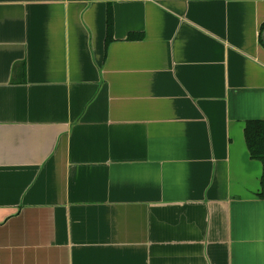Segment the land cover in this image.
Masks as SVG:
<instances>
[{
    "label": "crops",
    "instance_id": "1",
    "mask_svg": "<svg viewBox=\"0 0 264 264\" xmlns=\"http://www.w3.org/2000/svg\"><path fill=\"white\" fill-rule=\"evenodd\" d=\"M264 0H0V264H264Z\"/></svg>",
    "mask_w": 264,
    "mask_h": 264
},
{
    "label": "trees",
    "instance_id": "2",
    "mask_svg": "<svg viewBox=\"0 0 264 264\" xmlns=\"http://www.w3.org/2000/svg\"><path fill=\"white\" fill-rule=\"evenodd\" d=\"M245 137L251 157L264 164V122H248Z\"/></svg>",
    "mask_w": 264,
    "mask_h": 264
},
{
    "label": "water",
    "instance_id": "3",
    "mask_svg": "<svg viewBox=\"0 0 264 264\" xmlns=\"http://www.w3.org/2000/svg\"><path fill=\"white\" fill-rule=\"evenodd\" d=\"M263 42H264V33H263Z\"/></svg>",
    "mask_w": 264,
    "mask_h": 264
}]
</instances>
